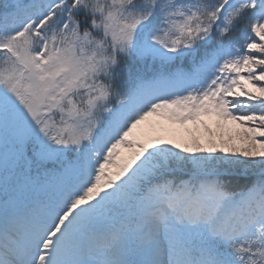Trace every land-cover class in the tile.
<instances>
[{
  "label": "snow or ice",
  "instance_id": "snow-or-ice-1",
  "mask_svg": "<svg viewBox=\"0 0 264 264\" xmlns=\"http://www.w3.org/2000/svg\"><path fill=\"white\" fill-rule=\"evenodd\" d=\"M0 264H264V0H0Z\"/></svg>",
  "mask_w": 264,
  "mask_h": 264
},
{
  "label": "rangeland",
  "instance_id": "rangeland-1",
  "mask_svg": "<svg viewBox=\"0 0 264 264\" xmlns=\"http://www.w3.org/2000/svg\"><path fill=\"white\" fill-rule=\"evenodd\" d=\"M203 119L210 124L217 123L216 117H203ZM227 124H234V122H227ZM203 125L188 121L186 124L181 125L177 122L171 121L166 117L153 114L143 121L134 130V137L144 142H155L157 137L163 139H172L174 141L184 142L188 139L190 134H197L201 132ZM134 149L121 147L120 158H128L131 156Z\"/></svg>",
  "mask_w": 264,
  "mask_h": 264
},
{
  "label": "trees",
  "instance_id": "trees-1",
  "mask_svg": "<svg viewBox=\"0 0 264 264\" xmlns=\"http://www.w3.org/2000/svg\"><path fill=\"white\" fill-rule=\"evenodd\" d=\"M214 130L216 129V127H217V124H209ZM227 128L229 129V130H235V128H236V125H233V124H227ZM196 135H198V136H203L204 135V129H203V127H202V131L201 132H198Z\"/></svg>",
  "mask_w": 264,
  "mask_h": 264
}]
</instances>
